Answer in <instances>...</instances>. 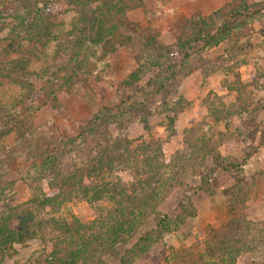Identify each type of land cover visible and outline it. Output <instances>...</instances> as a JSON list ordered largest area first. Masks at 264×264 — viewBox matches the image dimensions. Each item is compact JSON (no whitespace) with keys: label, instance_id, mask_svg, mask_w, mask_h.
Wrapping results in <instances>:
<instances>
[{"label":"rangeland","instance_id":"obj_1","mask_svg":"<svg viewBox=\"0 0 264 264\" xmlns=\"http://www.w3.org/2000/svg\"><path fill=\"white\" fill-rule=\"evenodd\" d=\"M76 2L0 0V39L36 6L44 10L41 25L21 36L13 53L0 55L5 67L29 73L26 82L0 74V107L5 112L0 117L6 119L0 125V160L14 137L8 129L20 131L14 122L34 124L30 131H47L78 145L91 115L102 106L118 105L102 122L110 134L153 138L152 154L166 176L172 159L183 153H194L197 168L187 162L185 186L157 207L181 216L167 221L164 240L133 264H193L189 259L220 263L205 249L219 240L241 246L234 264H264V144L259 132L250 138L264 126V0ZM89 21L103 29L101 44L84 38L77 49L65 46V35ZM202 30L209 33L206 38ZM141 40L151 45L143 47ZM46 73L52 76L37 77ZM130 78L136 83L124 89ZM236 80L244 84L241 91L227 88ZM31 85L34 92L20 104ZM38 94L45 104L38 103ZM207 148L237 164V171H219L202 184L199 172L212 165ZM11 164L0 170V195L18 204L31 195L22 178L36 165L23 155ZM181 199L184 209L178 205ZM60 212L89 220L93 207L73 198ZM49 245L38 238L14 243V252L1 264H26Z\"/></svg>","mask_w":264,"mask_h":264},{"label":"trees","instance_id":"obj_2","mask_svg":"<svg viewBox=\"0 0 264 264\" xmlns=\"http://www.w3.org/2000/svg\"><path fill=\"white\" fill-rule=\"evenodd\" d=\"M244 5L246 9L250 8ZM133 6L139 7L141 3ZM86 9L89 10L88 7ZM259 9L255 7L254 11L259 12ZM43 13L44 10L36 6L30 17H21L20 24L0 39V55L13 53L20 37L41 25L40 16ZM93 25L90 21L83 23L73 31L72 39L65 35L68 42L65 46L77 49L84 38L93 45L101 44L100 33L103 29ZM201 34H204V38L209 35L204 30ZM147 45H151L149 40L142 46ZM171 67L169 65L167 68ZM0 74L26 82L29 73L5 67L0 61ZM49 76L52 74L46 73L44 77L37 75L40 79ZM135 83L136 80L130 78L123 82V88H131ZM151 83L148 82L147 86ZM243 85L236 80L227 88L241 91ZM87 86L84 85L82 90L86 91ZM140 89L143 91L144 88ZM33 92L31 85L28 94L19 103L24 104ZM39 94L38 103L45 104ZM117 107L102 106L93 113L81 128L84 136L78 145H74L70 138L64 141V138L47 131H30L34 124L29 125L25 121L22 124L14 122L20 131L15 126L8 129L14 137L4 147L0 170L5 166L12 167L11 163L21 155L25 159L32 157L36 166L33 173L22 178L32 191L25 202L13 204L9 198L0 195L4 208L0 211V264L6 254L14 252V243H23L32 238L50 245L48 250L34 253L26 264H133L164 240L166 222L177 219L181 214L172 215L157 207L174 189L185 186L182 178L186 173V163L192 169L196 168L193 165L196 161L194 153H183L172 159V165L169 164L172 169L169 175H164L156 155L152 154L153 138L146 141L113 136L103 128L104 118ZM0 112L5 113L2 107ZM5 121V116L0 117V125ZM144 127H147L146 124ZM256 132H259V143L264 144V126L251 133V140L255 139ZM88 134L92 136L89 141L86 140ZM205 151L212 165L205 173L199 172L202 184L209 183L219 171H237L238 165L227 162L216 149L207 148ZM120 173H128L130 178H122ZM22 180L11 181L15 184ZM41 180L44 182L41 183ZM73 198L92 205L93 214L89 220H82L72 212L61 214L62 208ZM182 201L179 200L178 205L184 209ZM205 249L207 253L220 258V263L216 261L215 264H223L224 258L228 260L225 264H234L241 246L236 248L232 242L219 240L215 246L206 244ZM189 260L193 264L200 262ZM206 264L213 262L206 261Z\"/></svg>","mask_w":264,"mask_h":264}]
</instances>
